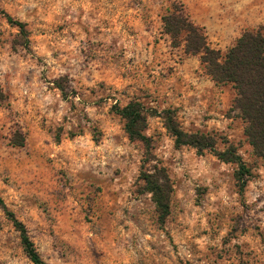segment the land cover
Instances as JSON below:
<instances>
[{
  "label": "rangeland",
  "instance_id": "rangeland-1",
  "mask_svg": "<svg viewBox=\"0 0 264 264\" xmlns=\"http://www.w3.org/2000/svg\"><path fill=\"white\" fill-rule=\"evenodd\" d=\"M212 1L0 0V197L44 264H264V158L231 106L192 111L166 76V54L182 62L186 34L173 40L166 16L192 15L222 53L235 41ZM6 14L26 23L27 46ZM252 18L235 29L264 17ZM135 100L147 113L148 162L116 112ZM166 109L186 131L217 136L216 150L235 144L251 169L245 186L212 151L177 147ZM155 168L171 186L163 223L143 179ZM0 264H34L1 206Z\"/></svg>",
  "mask_w": 264,
  "mask_h": 264
},
{
  "label": "trees",
  "instance_id": "trees-1",
  "mask_svg": "<svg viewBox=\"0 0 264 264\" xmlns=\"http://www.w3.org/2000/svg\"><path fill=\"white\" fill-rule=\"evenodd\" d=\"M9 23L19 28L28 44L26 23L15 20L6 14ZM164 31L173 40L185 32L184 51L187 54L198 55L205 72L217 83L231 85L236 94L232 99L230 110L237 112L243 123V133L253 149V154L264 158V26L247 29L225 53L211 47L203 28L196 25L183 11L164 18ZM116 112L125 120L124 128L131 141H141L145 146V160L152 159V140L144 134L147 126V113L140 101H131L124 107H117ZM153 113V115H156ZM157 116H161L157 114ZM164 125L174 137L175 145H190L199 154L212 151L221 161L236 166L237 179L245 186V175L251 173L247 162L237 152V146L230 141H224V150H216L217 136L201 131H186L177 121L175 110L164 111ZM244 176V177H243ZM146 190L152 194L159 221L165 222L170 214V180L163 168L147 172L143 177ZM0 206L15 229L20 233L22 246L29 259L34 264H44L35 243L31 239L26 225L20 221L6 206L0 197Z\"/></svg>",
  "mask_w": 264,
  "mask_h": 264
},
{
  "label": "crops",
  "instance_id": "crops-1",
  "mask_svg": "<svg viewBox=\"0 0 264 264\" xmlns=\"http://www.w3.org/2000/svg\"><path fill=\"white\" fill-rule=\"evenodd\" d=\"M263 0H217L212 1L210 14L216 12V18L222 26V32L227 37H234L233 46L242 33L247 30H236L238 23L252 22L254 15L264 17V10L261 13L259 8L264 7ZM243 17V18H242ZM192 18V19H191ZM191 20L197 23L191 15ZM264 25V18L257 27ZM207 31L205 24H200ZM256 27V28H257ZM228 34V35H227ZM230 46V47H231ZM184 59L182 62L175 60L174 52L166 54L165 65L167 67V77L174 85L172 91L174 94L182 93V99L192 109V111H205L203 107L212 106V112L221 114L222 109L230 107L236 91L231 85L217 84L204 70L198 55L187 54L184 47H180ZM177 52V53H179ZM191 111V110H190Z\"/></svg>",
  "mask_w": 264,
  "mask_h": 264
}]
</instances>
